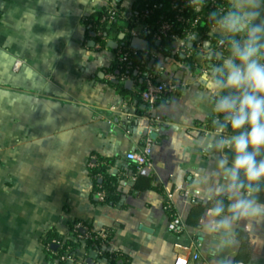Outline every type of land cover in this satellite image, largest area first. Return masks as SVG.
Instances as JSON below:
<instances>
[{"label": "crops", "instance_id": "1", "mask_svg": "<svg viewBox=\"0 0 264 264\" xmlns=\"http://www.w3.org/2000/svg\"><path fill=\"white\" fill-rule=\"evenodd\" d=\"M111 3L130 14L136 0H0V264H58L46 238L56 232L68 239L77 223L113 233L115 264H175L189 254L199 256L193 264H264V222L237 227L227 245L205 230V193L215 187L220 154L201 146L213 115L196 97L212 63L197 68L176 44L168 51L157 44L147 70L159 82L181 83L182 93L151 108L137 98V74L123 95L125 85L108 78L117 50H98L85 24ZM125 27L111 28L108 41H122ZM209 37L219 39L211 29ZM18 60L23 67L15 73ZM146 138L155 142L154 155L134 180L127 155ZM99 158L119 180L114 206L93 197L91 164ZM174 214L184 222L180 235L168 231ZM79 255L114 264L97 262L84 247Z\"/></svg>", "mask_w": 264, "mask_h": 264}, {"label": "clouds", "instance_id": "2", "mask_svg": "<svg viewBox=\"0 0 264 264\" xmlns=\"http://www.w3.org/2000/svg\"><path fill=\"white\" fill-rule=\"evenodd\" d=\"M207 2L186 5L200 13ZM208 22L227 51L203 73V91L196 97L213 115L201 146L220 154L215 187L205 193V230L223 236L227 245L237 227L264 222V0H228L226 8L209 13ZM174 39L177 48L190 46L184 37Z\"/></svg>", "mask_w": 264, "mask_h": 264}, {"label": "built area", "instance_id": "3", "mask_svg": "<svg viewBox=\"0 0 264 264\" xmlns=\"http://www.w3.org/2000/svg\"><path fill=\"white\" fill-rule=\"evenodd\" d=\"M143 2H151L154 0H142ZM169 1L171 10L175 13V19L177 23H181L182 32L175 33V23L169 19L168 16L163 15L161 20L155 25H148V19H150L157 11H160L163 7L162 3H155L152 6L143 9L140 13L132 12L130 14L125 13L115 3H111L107 9L106 14L101 20L102 25H106L108 29L112 28L118 22H125L126 27L122 29L121 35L123 37L122 41L118 42L117 54H116V66L119 70L124 72L120 75H114L110 73L108 75L109 80H116L121 85H125L128 81H132L133 77L126 71L131 68L128 66L129 61L133 57H142L143 65L136 66L135 72L140 75L143 79L144 89L139 92L140 100L147 106L153 108L157 103H159L165 96L178 95L182 93L183 86L177 81H158L156 76L147 70L148 65L153 53L150 50L154 49L155 44H161L163 41L171 40L172 45L176 44L175 37H184L187 44L192 43L194 45V50H190L188 46L181 48V53L186 55L190 60L193 59L194 66L197 68L207 70V65L209 63L215 64L216 57L220 53L224 52L219 49V39L209 37L210 49L207 50L206 40L204 35L201 34L197 28V22L201 19H208L206 13L200 12L196 13L197 17L194 21L185 17L186 10L188 9L186 5V0H164ZM218 7V0H210L207 2L206 7L203 10L214 9ZM196 35L198 38L196 40H191L190 37ZM98 41H96V48L98 50H103L107 47L109 41L108 36H104L102 31H99L96 35ZM209 36V33H208ZM134 38H148L150 46L146 53L143 55L141 52L136 50L131 46V42ZM217 40V41H216ZM215 42V43H213ZM153 47V48H152ZM226 47V46H225ZM153 52V51H152ZM225 53V52H224ZM196 55V56H195ZM195 56V58H194ZM23 67V62L18 60L14 65V72L18 73ZM155 142L150 138L143 140V146L138 151L131 152L127 155V160L134 166L135 175L133 179L136 180L137 175H139L146 167L150 166L152 157L154 155ZM95 166L91 164V169ZM186 197H190V193L186 192ZM97 196L104 202L105 195L103 193H98ZM168 231L174 235H180L184 231V222L182 218L174 214L168 222ZM75 235V241L86 245L91 243L92 248L89 253H96L98 255V260L100 256L111 251L113 247L112 239L113 233L111 231H94L89 229L82 223H77L73 226ZM45 248L47 253L57 260L58 264H97L89 263L87 256L81 257L79 255V250L73 252L71 248H68L64 255H59L58 253L52 251L50 244L45 243ZM199 260L197 254H189L188 256H180L176 259L175 264H193ZM234 264H246L242 262H236Z\"/></svg>", "mask_w": 264, "mask_h": 264}, {"label": "trees", "instance_id": "4", "mask_svg": "<svg viewBox=\"0 0 264 264\" xmlns=\"http://www.w3.org/2000/svg\"><path fill=\"white\" fill-rule=\"evenodd\" d=\"M210 0H208L209 2ZM227 2L228 0H218V7L214 9H207L203 10V13H206V16L209 15V13L214 12V11H219L223 10L224 8L227 7ZM155 3H162L163 7L160 11H157L150 19H148V25H155L158 21L161 20L163 15H166L169 17V19L172 20V22L175 23V33H181L182 32V24L177 23L175 19V13L171 10L170 3L169 1H164V0H154L151 2H143L142 0H136L135 3V13H140L143 9H146L150 6H152ZM106 14V9L103 10L102 12L95 13L93 16L88 18L85 21V24L87 26V33L88 36L91 37L92 34H97L99 31H102L104 36H108L111 32V28L108 29L106 25L101 24V20L103 16ZM185 17L188 19H191L194 21L197 17V14L193 11H191L189 8L186 10ZM120 23V22H118ZM115 24L112 28H114L116 25ZM201 34L204 35V38L206 40V45H208L209 42V30H210V24L208 22V19H201L197 22V28H196ZM95 40L98 41V38L95 37ZM217 41V40H216ZM215 43V42H213ZM210 44V43H209ZM172 41L171 40H165L159 45V47H163L165 51L170 50L169 47H171ZM188 48L190 50H194V45L192 43H189ZM157 47V44H155ZM219 49L224 51L226 53L227 49L225 45L219 43ZM196 56V55H195ZM194 56V58H195ZM193 60V59H192ZM143 60L142 57H133L129 63L128 66L131 68L130 70L126 71L129 73L132 77H135V67L136 66H141L143 65ZM123 70H119L116 66V64L112 68V74L114 75H120L123 73ZM141 88L144 89L145 85L142 83L140 84ZM121 92L125 96H129L131 94V91L127 89L126 87H121ZM139 98V95L137 96ZM110 161L107 159L99 158L96 162H94V168L91 170V178L94 184V193L93 197H96L98 193H103L105 195V200L103 203L114 206L119 202V193H118V187H119V180L117 177H113L109 175L108 173V167H109ZM148 188H151V183L149 182ZM205 210V207L200 206L197 212H200L199 215H202ZM189 225H194L195 223L192 222V219L187 222ZM75 235L76 233L74 232L73 227L70 230V238L64 239L60 235H58L56 232H51L48 234L45 243L50 244V247L52 251L58 253L60 256L64 255L66 250L68 248H71L73 252H76L80 250L81 248H85V250L88 252L91 250L92 245L91 243H87L86 245H83L82 243L75 241ZM101 260H106L112 263H118V259H116V255L113 254L112 252H105L100 256Z\"/></svg>", "mask_w": 264, "mask_h": 264}, {"label": "water", "instance_id": "5", "mask_svg": "<svg viewBox=\"0 0 264 264\" xmlns=\"http://www.w3.org/2000/svg\"><path fill=\"white\" fill-rule=\"evenodd\" d=\"M93 37H95V34H93ZM132 47L139 50V51H142L144 52L147 48V41L146 40H143V39H140V38H134L132 40ZM91 46H95V43H91ZM109 47L113 48V49H117L118 45L115 43V42H109L108 44ZM154 62L152 61V64ZM135 75H137V73H135ZM115 84H119L118 81H115L114 82ZM140 83H143V81L141 80ZM125 87L127 89H133V82L132 81H128L126 84H125ZM144 231L150 233L151 231L149 229H146V228H143Z\"/></svg>", "mask_w": 264, "mask_h": 264}]
</instances>
